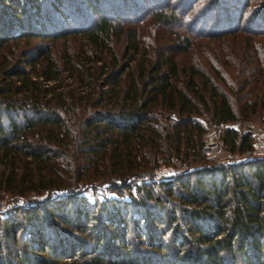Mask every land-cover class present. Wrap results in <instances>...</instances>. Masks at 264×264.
Here are the masks:
<instances>
[{
  "label": "trees",
  "instance_id": "16d2710c",
  "mask_svg": "<svg viewBox=\"0 0 264 264\" xmlns=\"http://www.w3.org/2000/svg\"><path fill=\"white\" fill-rule=\"evenodd\" d=\"M69 1L0 0V197L45 195L0 216V264H264V153L233 125L264 119V17L147 41L106 1L72 0L90 15L69 24ZM205 125L245 156L207 155Z\"/></svg>",
  "mask_w": 264,
  "mask_h": 264
},
{
  "label": "rangeland",
  "instance_id": "374dc122",
  "mask_svg": "<svg viewBox=\"0 0 264 264\" xmlns=\"http://www.w3.org/2000/svg\"><path fill=\"white\" fill-rule=\"evenodd\" d=\"M105 1L108 4L110 3V5L104 7L105 12H109L111 9L116 8L122 15L121 18L124 26H130L137 30L147 41L153 38H162L161 36H165L163 37L164 39L170 40L174 37L176 32L202 38L199 37L201 32L212 29L218 22L226 21L228 16L236 18L237 13L240 11H242L241 21L238 22L239 25L236 23L238 27L244 22L251 20V18L253 19L255 14L254 18L258 15L264 17V0H233L236 1L237 4H234L235 2L233 3L232 0H99V8H102ZM68 5L69 10H67V15H74V18H70L71 20L68 21L69 24L73 25L79 22L83 24L88 21L90 13L84 10L81 4H73L72 0H70ZM237 5L240 7L239 10ZM158 8L173 10L177 16L181 18V21L167 26L153 23L150 12ZM61 23L66 24V21H62ZM259 39L264 43V36ZM205 40L206 39H199V41L193 45L192 50L179 54L176 57L181 62H191L199 59L203 60L206 49L209 46ZM209 41L215 43H212L214 44V46L210 48L212 50L218 44V41H215V39ZM80 42V36H68L66 40H56L53 43L52 49L57 54L62 55L65 48L71 51L77 50ZM120 44V49H125L126 43L120 41ZM125 60L126 59H124V61ZM66 82L69 83L72 81L68 79ZM233 125L235 127L241 126L242 129L248 127L253 131L257 128H264V119L255 118L247 123L235 122ZM80 194L93 200L95 198L101 199L104 196L112 197L115 192L108 189L106 184H89L81 188ZM9 196L10 195L7 194L6 196L0 197V216L11 213L16 206H30L32 201H40L45 195L31 194L29 198L16 200L11 199L12 197ZM5 204H9L10 208L2 211V206ZM239 264H242V262Z\"/></svg>",
  "mask_w": 264,
  "mask_h": 264
},
{
  "label": "built area",
  "instance_id": "2783aa9c",
  "mask_svg": "<svg viewBox=\"0 0 264 264\" xmlns=\"http://www.w3.org/2000/svg\"><path fill=\"white\" fill-rule=\"evenodd\" d=\"M205 133H204V143L202 150L207 155L218 156L220 161L230 163L236 162L242 159L244 154H236L227 151L224 147L223 140L221 138V127H208L205 125ZM246 130L251 132L253 136L252 148L250 152L253 153H264V128H257L255 130H251L246 127ZM174 173L173 169H157L156 177L161 179L166 176H170ZM10 208L9 204H5L2 206V211L8 210Z\"/></svg>",
  "mask_w": 264,
  "mask_h": 264
}]
</instances>
